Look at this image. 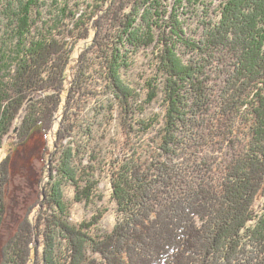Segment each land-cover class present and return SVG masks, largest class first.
Returning a JSON list of instances; mask_svg holds the SVG:
<instances>
[{"label": "trees", "instance_id": "obj_1", "mask_svg": "<svg viewBox=\"0 0 264 264\" xmlns=\"http://www.w3.org/2000/svg\"><path fill=\"white\" fill-rule=\"evenodd\" d=\"M188 1L186 29L167 5L160 13L127 0L101 34L118 0H83L93 9L65 10L41 28L36 0H0V149L12 130L19 143L40 130L48 151L37 207L0 264H264V0H217L210 12L206 0ZM147 50L135 93L122 72L128 54ZM106 90L108 107L92 108ZM141 94V113L160 103L148 119L129 105ZM111 102L122 125L102 151L95 121ZM0 164L1 230L10 157ZM102 173L116 206L110 231L99 227L106 209L74 223L69 208L102 202Z\"/></svg>", "mask_w": 264, "mask_h": 264}, {"label": "rangeland", "instance_id": "obj_2", "mask_svg": "<svg viewBox=\"0 0 264 264\" xmlns=\"http://www.w3.org/2000/svg\"><path fill=\"white\" fill-rule=\"evenodd\" d=\"M7 0H5L6 2ZM12 1L11 8H15L17 3L14 4L15 0H8ZM28 0H21L23 2V5H28ZM133 1V0H128ZM144 0H140V2H143ZM151 3H148L147 5L153 7H158V12L161 13V11H165L167 8L165 7L167 5L168 9L171 11L172 14H176L180 17V21H182L183 26L186 29V25H188L190 22L191 24L195 22L194 20H190V16L193 13V6L192 2H189L188 0H169V2H165L164 0H150ZM127 0H118V2L115 4V6H112V11L108 12L107 16L104 20H101L103 22V26L101 24V27H99L101 34H104L106 30L108 29V20L113 19L115 15H119L120 11L119 8L123 4H125ZM155 2V3H154ZM62 3V4H60ZM157 3V4H156ZM205 5H209L208 7L204 8L205 10L214 11L216 6L218 5L217 0H206ZM5 4V3H4ZM3 4V6H4ZM6 4V6H7ZM87 4H89V8L93 9V3L91 2H83V0H36V6L32 7V16L36 20V18L39 20L37 23V27H42V25H51L52 20L62 15L63 11L66 10L65 15L68 11H74L77 12L76 9H78L81 13L82 11H85L88 7ZM85 5V8L84 6ZM6 6L4 8H6ZM2 9L0 11V25L2 26V23H6L7 20H3L4 14ZM198 11L201 9L199 6ZM34 9V11H33ZM37 13L39 16H37ZM112 13V14H111ZM117 13V14H115ZM79 16V15H77ZM76 16V20L78 19ZM100 18L96 17V20H94V23L100 22ZM56 19V18H55ZM157 19V18H156ZM67 20V19H65ZM106 20V21H105ZM65 23H68V20L65 21ZM186 23V24H185ZM197 26L191 25L188 28L187 36L193 35L194 38H198L199 32L196 29ZM178 48L179 53L181 49ZM150 50L146 51V54H141L140 52H133V54H128L130 57V69L129 74L126 71H123L122 74L125 75L123 77L125 83L129 82L131 85H133V90L136 93V90L138 89V74L140 72H143L145 69V65L147 63V59L143 58V56H148ZM182 52V51H181ZM176 53V54H177ZM209 68H207L208 70ZM217 67L215 66L208 72L209 79L213 81L215 78H218L217 73ZM127 73V74H126ZM216 82L213 81V85H215ZM206 85V84H205ZM207 86V85H206ZM219 86V87H218ZM217 88H220L222 84H218ZM135 87V88H134ZM139 87V86H138ZM137 88V89H136ZM217 91V89H216ZM213 90L212 93V99L216 97V92ZM110 91L106 90V93L99 95L97 101L94 103L95 105L92 106V108L99 109L100 106H103L105 103V106L108 107L109 102L112 100L110 96ZM143 97L144 95H138L137 97L129 102V105H131V108L133 112L135 113L134 116H136L137 119L143 118H150L151 115L158 111V107L160 103H156L152 105L151 107H145V111L143 113L140 112L139 108L140 106H143ZM109 99V100H108ZM145 99V97H144ZM109 101V102H107ZM98 103V104H96ZM111 109H114L115 104L112 103ZM98 113L100 116L96 118V126H95V140L92 143L93 148H97L98 150L105 151L108 147L109 143L108 140L111 139L110 133L115 134L118 133L120 126L122 125L120 116L121 113L117 110L115 112L114 110H110L109 113H106V110H98ZM118 114V115H117ZM92 113H90V116ZM88 116V115H87ZM88 116L87 118H91ZM132 117V116H131ZM11 131L9 137L5 138L3 140V147L0 149V163L4 162V160L7 157H10V166H9V175H10V185L8 187V192L6 194V205H5V211L7 217L5 219V222L0 230V261H1V252L3 247L7 244V242L14 237L15 234H17L19 228L23 225L28 215H31V212L33 209H36V204H38V199L40 196V185L41 182H46V180H43V176L45 174L48 175L46 163L44 161L45 158L44 155L48 154V151L45 150L46 145V139L47 136L43 133V131L36 130L31 132V134L24 139L23 142H18L15 133H12ZM154 134L152 133L149 136H146L143 141L149 142L151 139H153ZM51 141L48 139V144H50ZM70 143V142H69ZM84 142L79 138L78 144L82 145ZM67 146V143L66 145ZM223 155L229 153L228 149H225L222 151ZM49 166L51 165V162H49ZM1 165V164H0ZM87 165V162H84L78 167L83 168ZM98 162H92L90 166H97ZM45 171V173H44ZM97 176V180L100 182L98 185V191L99 195L102 197V202L96 203L95 205L91 206L90 208H82L81 206H69L71 208L72 213V222H76L80 220L81 218H88L90 215H95L97 210L106 209V214L103 217V220L100 223V229L102 231H110L112 225H113V215H111V212L115 213L116 206L114 203L108 204V194H110L111 186L109 185V182L107 179H104L103 173ZM62 194L64 196V199L66 202L70 203L72 201V189L70 187H65V189H62ZM97 209V210H96Z\"/></svg>", "mask_w": 264, "mask_h": 264}]
</instances>
